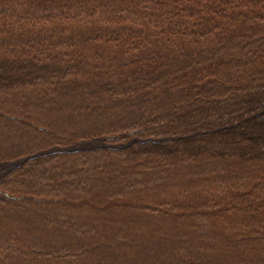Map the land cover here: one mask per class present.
Segmentation results:
<instances>
[{"label":"trees","instance_id":"trees-1","mask_svg":"<svg viewBox=\"0 0 264 264\" xmlns=\"http://www.w3.org/2000/svg\"><path fill=\"white\" fill-rule=\"evenodd\" d=\"M21 68L29 73L17 77ZM45 72L63 77L67 88L60 96L71 95L59 101L70 110H50L48 123L31 105L48 80ZM83 108L97 118L74 114ZM69 119L73 129L61 124ZM59 125L72 130L63 133ZM131 131L142 140L206 134L136 142L123 150L56 151L23 162L0 182L2 191L21 195L15 201L0 192V212L6 214L0 264H100L105 255L96 254L106 244L105 233L89 234L92 216L71 221V234L57 224L47 236L38 238L33 230L20 243L13 231L34 221L18 222L16 216L47 217L44 210L59 221L61 208L73 219L94 213L113 220L118 238L119 223L135 225L154 214L109 200L140 199L146 191L154 208L168 202L178 208L163 217H175L181 229L156 227L148 238L126 235L115 246L113 264L127 254H134L133 262L121 264H137L149 250L167 255L171 264H264V0H0V162L108 134L126 140ZM187 159L196 162L199 175L190 174L184 185L178 177ZM157 163L159 169L150 168ZM65 174L68 185L42 183L47 175L64 181ZM96 181L99 195L88 194L86 184ZM69 184L72 190L57 191ZM186 185L195 191L190 198L200 203L194 208L200 212L188 210L194 204L184 194ZM160 191L173 199L163 204L155 196ZM62 195L83 199L49 200ZM53 201L58 209L41 208ZM131 207V215L115 219L114 213ZM184 221L190 236L182 234Z\"/></svg>","mask_w":264,"mask_h":264},{"label":"rangeland","instance_id":"rangeland-1","mask_svg":"<svg viewBox=\"0 0 264 264\" xmlns=\"http://www.w3.org/2000/svg\"><path fill=\"white\" fill-rule=\"evenodd\" d=\"M85 61L86 62H90L89 60H85ZM24 73L28 74L29 71L27 69H22L21 68L15 73V75L18 77L20 75H23ZM35 73H37V71L33 72V75H35ZM43 74H45L44 77H46L48 80L43 82V85H41V87L39 88V94L36 95V98L32 99L33 101H35V104H31V105L35 106L34 107L35 111H39L40 112V113H37L38 118L41 119V121H43L45 123H48V122L52 121V119L48 118V115H49L48 112L50 110L52 112V111H55V109L57 108L59 110L57 113H63L64 110H70L69 109V105H67L66 107H61L59 101L65 102L66 100L68 101V99L71 100V98H70L71 95L67 93L66 95H63L62 97L60 96V92L67 88V85H63V83H62V82H64V81H62L63 77L53 76V75L50 77V76H48L46 74V72L43 73ZM29 76L31 77L30 74H29ZM30 77H28V78H30ZM22 82H24L23 78H22ZM18 83H19V81H18ZM19 93L20 94H24L23 91H21ZM85 100H87V99L85 98ZM53 105H56V106H54L53 108H49V107H51ZM34 110H33V112H35ZM74 114H77V116H79V115L84 116L87 121H93L94 119L97 118L96 113H88V111H86L85 108L80 109V111L77 112V113L74 112ZM87 114H90V115H87ZM85 115H87V116H85ZM19 118H22V117H19ZM72 123H73V119H69V120H63V122L61 124L70 127L72 125ZM63 125H59L57 127V129L63 131V133L65 131H70V130L73 129L72 127H70L72 129H70V128L67 129ZM229 127L230 126H227V128H229ZM218 129H221V128H218ZM215 131H213V132H215ZM134 133H135V131L129 132V134H131L132 136H131V138L126 139V140H124V139L120 140V138H118L120 136L119 134H116V135H113V136H112V134H108V135H106V138L105 137H100V138H94V139H89V140H80L76 145H71V146H67V147H55V148H57V149H73L72 151H68V152L92 150V149H99V148L112 149V150H123V149H127V148L133 146L136 142H143V141H146V142L147 141H151V142H166V141H173V140H179V139H187V138H189L191 136L201 137L204 134H206V132H196V133H194L192 135H189L187 137H161V138H151V139H147V140H142V139L138 138L136 135H134ZM208 133H211V132H208ZM51 149H49V150H51ZM79 149H82V150H79ZM37 154H39V153H37ZM34 155H36V154H34ZM30 156H33V155H30ZM28 157L29 156H27L25 158H28ZM25 158H22V159H19V160H23ZM30 159H33V158H30ZM30 159H26V161H28ZM153 160H156V159L154 158ZM17 161L15 160L13 162H6V161L5 162H0V182H2L5 179L4 176L6 174H8L9 171H11L12 169L18 167L15 164ZM26 161H24V162H26ZM194 163H196V162L188 161V159L186 160V162L183 163V165H182L183 167H181L182 168L181 169L182 172L180 173V175L178 177V179L182 178L180 180L182 182V184L185 185L186 180L189 178L190 174H194L195 176L199 175L198 172L196 171V169L194 168ZM21 164H19V165H21ZM160 167L161 166H159V163H157L155 165H151L150 168L151 169H159ZM174 167H176V166H174ZM116 173H120V172H118V170H116ZM66 174L64 176V179H65L64 181H61V180H63L62 177L61 178H56V177L55 178L54 177L50 178V176L47 175V177L45 178V180L42 181V183L45 184V183L48 182L49 185H50V183H53L52 186H54V183L58 184L57 186H59V185H62V186L63 185H68V183L66 181L70 180L71 177L69 178ZM201 174L204 175V176L208 175L206 173V171H202ZM60 182H61V184H59ZM100 186H101L100 185V181H96L94 186L93 185H89L87 183L86 187H87V190L89 192L88 194L96 193V194L99 195L98 188ZM206 186L207 185H205V188H206ZM222 186H223V184L220 183V187H222ZM69 187L70 188L63 187V188H61L62 190H60V188H59L57 191H65L67 189L68 190H72L73 189V186H71L70 184H69ZM117 188H119V187L116 186L114 189H117ZM129 188H132V187H129ZM190 188H192V187L188 188V185H186V189L187 190L184 191V194L188 198H190L191 196H196L195 195V191H189L188 190ZM161 189H164V188H160V189H157V190H161ZM224 190H228V189H224ZM0 192L7 199L9 198V199H12V200H15V201H21V200H19V199H21L20 198L21 195L20 196L19 195L18 196L17 195H13V194H11L9 192L7 193V191H5V190L2 191L1 189H0ZM160 192L161 193H158L155 196H158L161 201L165 202L163 204H166L168 202V200H172L173 199V198L171 199L169 197V195H173V193H166L165 191H160ZM170 192H172V191H170ZM147 193H148L147 191L142 193L141 196L139 197L140 199H132V198L127 197V198H120L118 200H113V199L109 200V202L112 201V202H116L117 204L127 202V203H129L131 205H134L135 207L138 208V210H140L139 213H146V214L153 213L154 214V217H150L149 215H145L144 214L143 221H141L140 223H136L135 225H133L134 223L126 224L124 221H122L123 225H120V223H119V228L123 231L122 233L124 235L121 234L120 237H118V238H115V236L113 237V235H114V232L112 230L113 220L111 221L112 222L111 223V222H108L107 220L102 219L101 217H97L96 218V215L94 213H88L87 215H85V213H82L81 215L77 214V216H82V217L84 215L85 216L83 218L73 219V218L70 217L71 215L67 214L66 211L63 208H61V214L64 215V216H62L64 219L59 220V221L55 219V218H57L56 216H58V215H56L55 217H49L51 213H46V211H44V210H41L40 212H45L44 215H47V217H42L43 215H40V214L20 213L19 212L18 215L16 216V219H18L17 221L20 222L19 220H22V219L27 221V220L31 219V220L34 221V222H32L33 227L29 228V225L27 224L28 226L25 225L24 226L25 228H21L20 230H18L16 232L13 231V233L15 235L13 237L20 238V239L16 240L17 242L20 243V242H23L26 238L30 237L35 230H37V233L35 235L38 236V238L41 237V236H47V234L49 233V230L51 228H53L52 226L53 225L55 226L57 224L62 225V227H63V229L61 228L62 232L64 234L68 235V234H71V233H68L66 230H67V226L70 224L71 221H80L82 223L83 220L86 217L92 216V217H90V219H92V222L90 223V226H92V227H90L89 234H91L93 232H96V231H104V233H105L104 235H102V238H103L102 241L104 242V244L105 243L106 244H105L104 248H100V251H98L96 255H105V256L100 258V261H101L100 264H102L104 262H107V261H110L109 264H113V262H111V259H114V257L116 256V253H117V248L115 246H120V244H122V241L124 242L126 235H135V234H137V235L142 234L143 235L145 233L146 238H148V233L153 231L154 229H156V227H157V229H159L161 227L168 228V229L173 228V229H175L177 231L179 229H181V227L179 225L180 223H177V221H175V219H176L175 217H170V216L163 217L165 214H171L172 215V214H175L176 212H179L178 208L175 207L173 205V203H171V202H168V204L166 206L154 208L153 207L154 205L150 204L151 201H147V199H146ZM151 197H154V195L151 196ZM56 198H59V199H56ZM223 198H225V197H222L221 199L224 200ZM41 199H43V197ZM82 199L83 198H81V199H69V197L67 195H62L60 197H55V199H49V200H56V201L64 200L66 202H73V203L77 204V202L81 201ZM231 200L232 199L230 198L229 199V203H230ZM56 201H53L52 203H49L48 204L49 206H47L45 204H41V206H42L41 208L46 209V210L49 211V210H52L53 207L56 206V208L58 209L61 204H59V202H56ZM194 201H197V200L195 198L191 199L190 203L194 204V205H193V208H188V210H191V211L192 210H196V211L200 212L199 209H201V207H198V208L194 209L195 207L200 206V203L196 204ZM233 201L234 200H232L231 202H233ZM105 202H107V200H105ZM224 203H226V202L224 201ZM143 204L147 205V206H151L152 210H149V211L142 210V208H143L142 205ZM134 209H135L134 207H131V209L128 210V211H122V212L119 211L117 213H114L115 219L119 220V219H123L125 216L131 215L133 213L132 210H134ZM165 210H167V211L162 213ZM12 212L14 213L13 210H12ZM0 213H2V212H0ZM3 213L0 214V237H1V235H3V227H4L3 226V221L5 219L4 216H6V214H4V216H3ZM13 213H12V215H13ZM48 219H50V220H48ZM64 221H66V223H63ZM75 226H77V229H82L83 228V225H81V226L75 225ZM183 227H184V229L182 230V232H183L182 234L185 235V236H187V235L190 236L192 231H191V227L187 225V222H185V221L183 222ZM33 228H35V229H33ZM152 233H154V232H152ZM177 233L180 234V232H177ZM158 235L161 236V235H164V234L161 232ZM156 239H157L156 236H154L152 240H156ZM94 241H92V243H94ZM188 250H192V249L188 248ZM1 253L3 254L4 251L1 252ZM133 256H134V254H132V255L131 254H129V255L127 254L126 257H125V260L123 262H122V258H121L122 256H120V258H118V261H116V264H121V263H125V262L131 263V262H133ZM0 258H2V257L0 256ZM168 259L170 260V257H168L165 254H162L160 251H159V253H157V252H153V251L149 250L148 253L145 254V256H143V260H140L137 264H149V263L152 264V262H155V261H157L156 264H171V262L167 261ZM143 261H144V263H143ZM195 261L197 263L200 262L201 261V257L199 259H196ZM68 262L69 261H66L65 264H67Z\"/></svg>","mask_w":264,"mask_h":264},{"label":"water","instance_id":"water-1","mask_svg":"<svg viewBox=\"0 0 264 264\" xmlns=\"http://www.w3.org/2000/svg\"><path fill=\"white\" fill-rule=\"evenodd\" d=\"M73 149H51V150H48V151H43V152H40L39 154H36V155H33V156H29L28 158H25L23 160H18L15 164L16 166H18L19 164L23 163L24 161H26V159H30V158H35L39 155H46V154H50V153H54L56 151H61V152H68V151H72ZM79 150H82V149H79ZM14 164V165H15Z\"/></svg>","mask_w":264,"mask_h":264}]
</instances>
